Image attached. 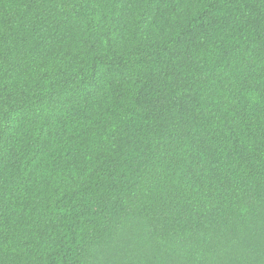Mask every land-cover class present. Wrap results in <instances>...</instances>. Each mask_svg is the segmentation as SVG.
<instances>
[{
  "label": "trees",
  "instance_id": "trees-1",
  "mask_svg": "<svg viewBox=\"0 0 264 264\" xmlns=\"http://www.w3.org/2000/svg\"><path fill=\"white\" fill-rule=\"evenodd\" d=\"M0 264H264V0H0Z\"/></svg>",
  "mask_w": 264,
  "mask_h": 264
}]
</instances>
